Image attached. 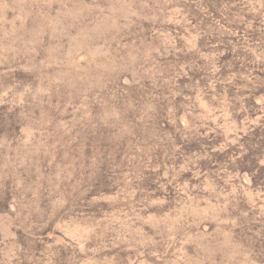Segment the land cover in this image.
Instances as JSON below:
<instances>
[{"label": "rangeland", "instance_id": "374dc122", "mask_svg": "<svg viewBox=\"0 0 264 264\" xmlns=\"http://www.w3.org/2000/svg\"><path fill=\"white\" fill-rule=\"evenodd\" d=\"M0 264H264V0H0Z\"/></svg>", "mask_w": 264, "mask_h": 264}]
</instances>
